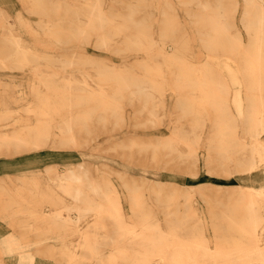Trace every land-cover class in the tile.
I'll return each mask as SVG.
<instances>
[{
	"label": "bare ground",
	"instance_id": "obj_1",
	"mask_svg": "<svg viewBox=\"0 0 264 264\" xmlns=\"http://www.w3.org/2000/svg\"><path fill=\"white\" fill-rule=\"evenodd\" d=\"M20 1L39 15L45 36L140 55L30 46L0 4V69L30 71L0 77L7 107L0 124H16L0 131V165L41 161L44 168L41 178L18 176L16 192L0 179V211L16 204L26 217L19 229L36 230L40 264H264V184H254L264 181V0ZM178 4L202 15L196 34L183 29ZM237 9L240 26L231 16ZM153 10L169 26L157 34L146 28ZM226 59L241 76L240 114L218 63ZM128 123L153 131L111 139ZM103 135V150L125 164L90 157L88 145ZM135 166L193 174L203 167L219 180L247 182L193 190L136 175ZM53 236L60 242L47 240ZM11 244L18 253H4L6 261L39 264L25 252L26 239Z\"/></svg>",
	"mask_w": 264,
	"mask_h": 264
},
{
	"label": "rangeland",
	"instance_id": "obj_2",
	"mask_svg": "<svg viewBox=\"0 0 264 264\" xmlns=\"http://www.w3.org/2000/svg\"><path fill=\"white\" fill-rule=\"evenodd\" d=\"M173 2H178V0H172ZM0 4L9 5L11 12L13 13V15L16 17V19L19 20V28L20 30L23 32L24 34V38L26 39L27 43H29L30 46L33 47H37L39 49L42 50H47V51H52L55 53H62V52H70V51H83V52H88L90 54L93 55H101L103 57H109V58H115V59H122V60H128V59H135L136 57L140 56L138 54H126L123 55L121 57L115 55V54H111L106 52L104 49L99 48L97 46H95L93 43H87V42H81L79 40H75V39H71L68 41H65L63 39V41H59L56 40L52 37H48L45 36L42 32V29L38 26L37 20L39 19V15L29 12L25 6H23V4L21 3L20 0H0ZM178 12L179 15L182 19V24L184 25V30H187L189 33H197L198 32V28L197 26L201 25V22H197L196 17H201L202 15H199V13H194V14H188L180 4H178ZM160 12L157 10H153L152 12L147 13V16L149 17V21L147 23V30L148 31H153L156 34L159 33L163 28L168 29V24H165L163 22L157 21L155 17L159 16ZM231 16H234V18H236L237 21V25L240 26V22H239V17H240V11L237 9L235 10ZM175 24V23H173ZM172 24V25H173ZM168 26V27H167ZM205 26V25H203ZM182 29V30H183ZM205 29V28H203ZM0 30H2V28L0 27ZM33 31V32H32ZM198 48V47H197ZM219 65L221 66V68L224 70V72L227 74V78L229 80V83L231 85L232 88V100L233 103L236 106H244V100H242V98H240L241 96H243V86H241V76L239 75V72L237 71V69L235 68V65L232 64L229 60H219ZM30 73L29 70H4V69H0V77L2 76H9L8 78H23V76L28 75ZM23 76H19L22 75ZM25 74V75H24ZM171 95V94H170ZM173 98L169 99V107H171V102H172ZM235 106V107H236ZM15 121V120H13ZM11 121V122H13ZM19 120L17 119L16 122H18ZM170 121V120H169ZM168 120L165 121V125H170ZM16 126V124H3L0 125V129L3 131L6 130H10L13 129ZM164 128V126L162 127ZM153 130L149 129V130H143V129H136V128H132L130 127L129 123L124 126L123 129H118L116 131L113 132V134H111V139H117V138H121L123 135H126L127 133H132V134H137L139 135L140 133H142L143 135H141L140 137H147L144 136L146 133H151ZM207 135V133L205 134V136ZM204 136V139H205ZM107 136L103 135L100 136L99 138L93 140L89 145H88V153L90 155V157L94 158L95 160H99V161H111L114 160L115 162H122L123 164H125L122 158H120L119 156H116L114 154H111L109 152L104 151V147H106L108 144L107 142L103 141L105 140ZM117 163V162H116ZM120 166V165H118ZM124 166L126 169H128L129 163H126V165H122ZM121 166V167H122ZM44 169V168H43ZM202 172L198 171L197 174H193L189 171V169H183V170H171V169H155L153 167H148V166H135L132 169H130V171H132V173L136 174V175H145L148 176L152 179H161V180H174L178 183L187 185V186H191L194 189H197L198 186L201 183H213V184H220V185H229V184H236V183H240V182H247V181H242L240 179H238V175H234L230 180H219L217 175L214 173H207L206 170L202 167L201 168ZM45 173V172H44ZM47 173L44 174V176L46 178L47 177ZM114 178L115 175H114ZM260 180H262V177L259 176ZM239 181H238V180ZM255 185H261L264 184L263 182H256L254 183ZM196 199L199 203V206L203 209H206L205 204L203 203V201L196 196ZM127 205V204H125ZM34 240V237H31ZM48 241H53V242H60V238H57L55 236L53 237H49L47 238ZM33 246V245H31ZM30 247V246H29ZM28 253V252H27ZM34 255V257L37 258V262L39 263L41 260V253L39 252H31L28 253V255ZM5 254H0V264H16L13 261H6L3 257ZM6 256V255H5ZM47 259V260H46ZM46 260L48 261L47 264H50L51 261L48 260V258H43V261Z\"/></svg>",
	"mask_w": 264,
	"mask_h": 264
},
{
	"label": "crops",
	"instance_id": "obj_3",
	"mask_svg": "<svg viewBox=\"0 0 264 264\" xmlns=\"http://www.w3.org/2000/svg\"><path fill=\"white\" fill-rule=\"evenodd\" d=\"M8 76H2L1 78L9 79ZM21 76V75H19ZM17 79V78H16ZM242 100H244V95L241 96ZM233 99V98H232ZM233 101V100H232ZM234 104V103H233ZM19 103H9L8 106H10L13 109L19 108ZM236 105H234L235 107ZM245 106V101H244ZM244 106H236V111L240 114L243 110ZM6 106H3V104H0V110L6 109ZM1 125V124H0ZM0 131H2L0 129ZM16 157H9V160H14ZM41 161H36L35 165L33 167L29 166L26 167L23 162H17L13 161L12 163H8L5 165H0V179L7 180V183L9 187L16 192L20 186V182L17 181L18 176H39L41 178V175L43 174V164L40 163ZM2 163V162H0ZM4 199L2 198L0 194V208L2 206ZM12 212L9 213V211H0V253H18L17 249L19 246H10L12 245L11 242L15 241H21L22 239H26L29 242V246L26 247L25 252L31 253L36 252L37 247H40V243L36 244V230L34 229V232H26L22 231L18 227V223L20 220L26 219V217H21L20 213L17 212V205L14 204L12 207ZM29 221H32L29 219ZM34 237V240L31 238ZM33 245V246H31ZM9 251H8V250ZM40 264V262H39Z\"/></svg>",
	"mask_w": 264,
	"mask_h": 264
}]
</instances>
